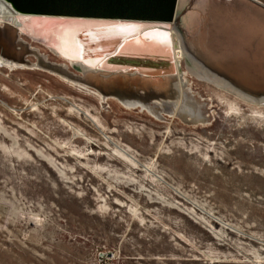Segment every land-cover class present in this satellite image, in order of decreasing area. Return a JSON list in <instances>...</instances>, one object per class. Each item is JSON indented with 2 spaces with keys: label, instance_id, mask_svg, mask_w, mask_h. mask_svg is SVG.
<instances>
[{
  "label": "rangeland",
  "instance_id": "rangeland-1",
  "mask_svg": "<svg viewBox=\"0 0 264 264\" xmlns=\"http://www.w3.org/2000/svg\"><path fill=\"white\" fill-rule=\"evenodd\" d=\"M189 80L206 131L0 70V264H264V111Z\"/></svg>",
  "mask_w": 264,
  "mask_h": 264
},
{
  "label": "bare ground",
  "instance_id": "bare-ground-1",
  "mask_svg": "<svg viewBox=\"0 0 264 264\" xmlns=\"http://www.w3.org/2000/svg\"><path fill=\"white\" fill-rule=\"evenodd\" d=\"M252 1L178 0L172 25L64 20L59 27L20 17L0 1V70L38 71L101 102L206 131L209 119L215 121V104L192 86V76L251 110L264 111V10L255 5L264 7V0ZM100 73L159 80L152 92L142 88L139 94L136 88L131 97L114 85L97 84ZM223 104L220 122L227 126L239 113Z\"/></svg>",
  "mask_w": 264,
  "mask_h": 264
},
{
  "label": "water",
  "instance_id": "water-1",
  "mask_svg": "<svg viewBox=\"0 0 264 264\" xmlns=\"http://www.w3.org/2000/svg\"><path fill=\"white\" fill-rule=\"evenodd\" d=\"M0 1L4 3L5 6H7L9 10H11V12L20 17L43 20L49 23H54V25L58 27L60 26L59 24L63 23L61 21L64 20L76 21L77 23L74 22L75 24L85 22H125L172 25L176 22L178 18L176 16L178 0ZM249 2L253 4L252 0H249ZM255 5L264 10V7H260L259 4ZM97 75V84L101 85V87L105 88V86L110 87L109 85H114L117 87L118 93L128 94V96L131 97L132 95L129 94H132V92H134L136 88L139 89L137 92L139 94L143 92L142 88H145L148 92H152V90L156 88V85L158 84L156 82L159 80L155 79L154 77H144L131 73H126V76L116 73H100ZM192 78L194 77L192 76ZM197 81L203 83L201 80ZM89 88L100 92L92 86H90ZM100 94L103 93L100 92Z\"/></svg>",
  "mask_w": 264,
  "mask_h": 264
}]
</instances>
